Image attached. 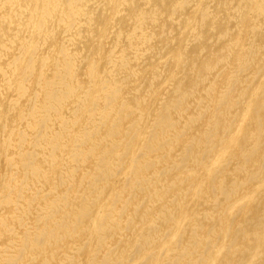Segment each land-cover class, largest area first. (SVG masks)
Here are the masks:
<instances>
[{"label":"bare ground","instance_id":"1","mask_svg":"<svg viewBox=\"0 0 264 264\" xmlns=\"http://www.w3.org/2000/svg\"><path fill=\"white\" fill-rule=\"evenodd\" d=\"M0 264H264V0H0Z\"/></svg>","mask_w":264,"mask_h":264}]
</instances>
